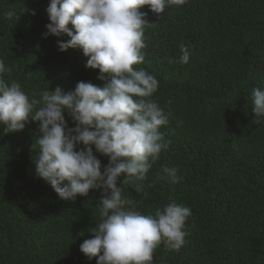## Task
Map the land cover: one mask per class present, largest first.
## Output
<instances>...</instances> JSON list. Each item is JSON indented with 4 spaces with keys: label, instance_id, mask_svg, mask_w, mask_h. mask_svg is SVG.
Returning <instances> with one entry per match:
<instances>
[{
    "label": "trees",
    "instance_id": "trees-1",
    "mask_svg": "<svg viewBox=\"0 0 264 264\" xmlns=\"http://www.w3.org/2000/svg\"><path fill=\"white\" fill-rule=\"evenodd\" d=\"M48 4L0 0V60L13 66L2 78L30 98L57 86L73 91L80 81L103 87L82 49L59 50L58 41L70 37L43 35ZM139 10L150 24L144 62L134 67L159 81L152 99L171 112L159 129L168 147L142 182L146 196L118 186L142 214L171 200L191 209L184 246L174 251L162 242L153 264H264V118L254 122L251 98L253 88L264 89V0H187L159 15L146 5ZM181 44L192 52L186 64L179 63ZM38 136L37 122L17 132L0 126V264H96L80 244L100 221L103 190L60 199L36 177ZM165 167L178 169L179 183L164 178Z\"/></svg>",
    "mask_w": 264,
    "mask_h": 264
},
{
    "label": "clouds",
    "instance_id": "clouds-1",
    "mask_svg": "<svg viewBox=\"0 0 264 264\" xmlns=\"http://www.w3.org/2000/svg\"><path fill=\"white\" fill-rule=\"evenodd\" d=\"M186 2L49 0L50 22L43 35L70 37L58 41L59 50L82 49L88 58L85 66L99 70L97 78L105 81L103 87L80 81L73 91L57 86L30 98L19 83L2 78L4 73L11 74L13 66L0 60V126L5 132H17L30 121L38 123L39 136L33 144L38 149L33 158L36 177L65 201L87 196L93 189L103 190L100 221L89 230L92 238L80 244L89 260L97 258L96 264H153L162 242L174 251L185 244L189 207L171 200L154 214H142L122 194L118 181L146 196L142 182L168 147L159 129L169 123L171 112L152 99L159 81L134 67L144 62V32L150 24L147 12L139 9L146 5L159 15L166 7ZM180 53L179 63H188L189 46L181 44ZM251 98L258 124L264 118V89L253 88ZM65 113L75 127H69ZM81 144L84 147L78 149ZM93 147L108 158L107 165L102 166ZM163 173L169 183H179L176 167H165Z\"/></svg>",
    "mask_w": 264,
    "mask_h": 264
}]
</instances>
